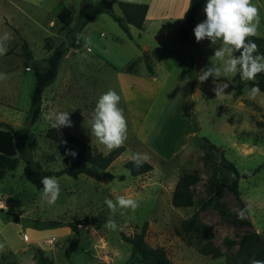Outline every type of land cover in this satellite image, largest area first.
Masks as SVG:
<instances>
[{"label":"rangeland","instance_id":"1","mask_svg":"<svg viewBox=\"0 0 264 264\" xmlns=\"http://www.w3.org/2000/svg\"><path fill=\"white\" fill-rule=\"evenodd\" d=\"M53 1L58 7L73 10L76 20L70 27H64L52 13L47 14L25 1L6 0L4 6L0 5V15L12 18L18 30L8 47L19 43L23 50L22 45L27 41L34 59L42 66H46L45 59L50 55L47 39L74 48L73 37L81 31L82 51L61 63L59 75L46 90L41 116L30 127L34 166L39 172L59 171L75 160L65 155L58 142L47 137L51 127L45 115L51 110L69 112L72 126L63 128L94 151L109 153L91 136L89 125L99 97L109 89L121 97L118 107L123 109L128 126L126 149L108 168L114 175L112 180L96 181L85 175L56 177L60 194L53 205L41 198L43 188L38 189L25 178V161L20 160L17 168L0 181V264H42L38 249L52 264H127L132 246L122 240V234L132 236L141 232L145 222L148 223L146 241L154 248L164 249L174 264H227V257L238 251L245 234L258 232L264 236V92L249 98L251 88L246 85L243 95L237 96L230 87L236 73L222 72L226 78L222 81L230 85L219 98L212 91V81L198 82L201 69L211 62L219 66L224 60L213 57L219 44L211 45L208 39L196 42L193 31L196 24L187 30L186 14L191 0L188 9L184 0L175 3L167 0L162 5L155 2L153 13L159 10L163 21L149 22L142 30L130 26L129 33L102 12L105 0ZM109 1L114 14L121 17L119 3L136 0ZM252 1L259 11L256 36L264 38V0ZM14 6L23 11L15 10ZM88 16L94 18L80 29ZM51 20L62 26L63 31L52 29ZM2 31L9 29L0 19V34ZM94 32H104V38L114 41L117 48L98 51L88 37ZM87 38L89 43L85 47ZM179 44L194 57L183 68L187 76L179 75L178 71L168 72L164 67L155 68L152 58L156 56V48ZM144 45L149 49H143ZM137 54L141 56L139 61L122 71L115 69L122 66L123 57L133 58ZM22 56L10 55L0 61V73L8 76L0 80V96L6 97L0 101V123L14 128L26 127L31 108L26 102L30 92L28 80L22 84L19 75L26 66L36 74L31 62ZM141 61L144 67L136 74ZM195 61H199L198 66L194 65ZM147 62L153 67L152 74ZM33 90L34 87L32 93ZM20 91V100H16ZM137 152L149 155L153 170L133 177L124 165ZM225 159L239 172L240 200L227 191L210 204L216 186L231 183L235 178L226 168ZM188 172L200 176V182L193 188L195 204L175 208L171 202L173 191L181 175ZM121 175H125V180H119ZM121 195L135 199L139 207L135 211H117L112 218L118 228L109 230L103 226L111 215L105 197L115 202ZM245 207L249 212L241 220L237 213ZM195 213H198V228L190 230L187 223ZM204 224L212 226L215 245L223 253L221 258L199 253ZM70 225H77L81 242L67 257L70 240L77 236Z\"/></svg>","mask_w":264,"mask_h":264},{"label":"trees","instance_id":"2","mask_svg":"<svg viewBox=\"0 0 264 264\" xmlns=\"http://www.w3.org/2000/svg\"><path fill=\"white\" fill-rule=\"evenodd\" d=\"M206 2L207 0H191L190 8L186 14L187 25H191L195 22L200 12L204 9ZM119 7L122 11L121 17L114 14L110 1L105 0L103 12L109 14L126 33H129L130 26H134L139 30L144 28V22L149 8L147 4L121 1ZM57 20L62 22L64 27H70L75 20L73 11L69 8L62 10L59 15H57ZM91 20L92 17L88 16L80 25V29H83ZM80 32L81 31H77L76 35L73 37V47L75 49H79L82 44V40L80 39L79 42H77L76 38L77 34H80ZM248 39L258 45V54L264 55V38L254 36ZM22 47L23 56L27 61L31 62L36 69V84L32 95L31 108L28 111L26 127L14 128L11 125L0 123V181H2L9 172L17 168L20 160L25 161V178L38 189L43 188L40 181L44 176L60 177L68 175L77 178L81 175H85L96 181L114 179V175L108 172V168L125 151V146L123 145L121 148L114 149L106 154L96 152L88 143L63 127L59 130L50 128L47 132V137L58 142L64 152L67 150H74L77 153L74 162L59 171L44 170L39 172L35 168L32 159L33 143L31 141L32 133L30 127L39 120L44 93L56 80L60 65L70 49L64 42L55 45L52 38L47 39L46 48L49 50L50 55L45 59L46 66H42L34 59L27 41H24ZM236 55H239V52H237ZM147 69L151 74L154 71L149 62H147ZM221 80L226 81V78L221 75ZM208 81H212V79L209 78ZM246 85L249 88L258 85L260 91L264 92V73L257 74L255 81L247 82L242 81L239 73H236L233 84H231L230 87L235 90L237 96H242L243 89ZM61 141H66L67 143H61ZM211 146L215 147L213 144ZM225 162L226 168L230 169L235 174V178L231 183H220L216 186L215 194L209 201L210 204L218 198H222L227 191L232 192L236 198L240 200V192L238 189L239 172L233 163L227 159H225ZM124 167L133 177L146 174L153 170V165L150 162L145 163L140 168H136L132 160L126 162ZM125 178V175H121L119 180L123 181ZM199 182L200 176L197 172L182 174L172 194L171 202L173 207L184 208L194 206L195 192L193 188ZM197 217L198 213H195L194 217L187 223V227L190 230L198 228ZM245 223L250 224L249 221ZM69 227L77 236L70 240V246L66 250L67 257H70L74 249L78 247L81 242L80 231L77 225H70ZM147 229L148 223L145 222L141 232L135 233L132 236L122 234V240L132 246L130 259L127 264H174L169 259L164 249L154 248L146 241ZM201 237L203 244L199 248L200 254L213 259H218L223 256L220 248L215 245L212 226L208 224L202 225ZM36 251L41 254L40 261L42 264H52L50 260L44 257L42 250L38 249ZM252 260L264 261V236L258 232H250L241 238L238 251L227 257V264H251Z\"/></svg>","mask_w":264,"mask_h":264},{"label":"clouds","instance_id":"3","mask_svg":"<svg viewBox=\"0 0 264 264\" xmlns=\"http://www.w3.org/2000/svg\"><path fill=\"white\" fill-rule=\"evenodd\" d=\"M204 12L206 19L197 24L193 30L196 42L208 39L211 45L219 44L213 57L224 62L219 66L211 62L210 66L201 69L197 80L203 84L211 78L214 85L212 91L216 98H219L225 95V89L230 85L221 80L222 72L225 75L239 73L241 80L245 82L255 81L257 74L264 73V55L258 54V45L248 39L257 34L259 11L252 0H207ZM80 36L81 34H77V42ZM12 39L11 32H4L0 36V56L8 52V43ZM88 43L86 39L85 47ZM237 52L239 55H236ZM7 78V74L0 73V80ZM259 93V86L254 85L249 90V98L254 99ZM120 100V95L115 90L109 89L99 97L89 120L91 136L104 145L107 152L121 148L127 140L128 126L123 109L118 107ZM45 119L52 129L59 130L62 127L72 126L69 112L51 110L45 115ZM61 143L67 142L61 141ZM65 155L75 158L77 153L74 150H67ZM149 159L147 153L140 152L133 153L131 157L136 168L142 167ZM40 182L43 186L41 198L49 205L55 204L60 194L58 179L55 176H44ZM104 203L111 215L103 226L113 231L118 228L116 221L112 218L117 211L121 209L135 211L139 207L138 201L123 195L118 196L115 202L105 197ZM248 212L247 207L240 209L237 213L238 218L246 219ZM251 264H264V261L252 260Z\"/></svg>","mask_w":264,"mask_h":264},{"label":"crops","instance_id":"4","mask_svg":"<svg viewBox=\"0 0 264 264\" xmlns=\"http://www.w3.org/2000/svg\"><path fill=\"white\" fill-rule=\"evenodd\" d=\"M5 1L6 0H0L1 7L4 6V4L6 3ZM21 1L22 2H24V1L28 2V3L32 4V5H34L35 7H38L43 12H46L47 14H51L52 13L54 16L59 15V13L62 10L66 9V7H64V6H62V7L56 6L54 4L53 0H47V1L46 0H20V2ZM60 1H62V0H59V2ZM166 1L167 0H154V1L150 0V1H146V2H141L140 0H136L135 2H130V3L147 4L148 5L149 8H148V12H147L146 19H145V22H144V28H146V26H147V24L149 22L155 21V22H158V23L160 22L161 23V21H163L164 17L162 16V13L159 10L154 11V13H153L152 9H153V4L155 5V2H156V5H158V4L162 5ZM171 1L173 3H175L178 0H171ZM188 1L189 0H184V7H186V9H188ZM252 3L254 4L253 1H252ZM53 4L55 5V8H54ZM14 7H15V10H18L20 12L23 11V9L21 7H18V6H14ZM101 11L102 10H100L99 13H101ZM73 14H74V12H73ZM74 17H75V15H74ZM91 17H92V19L94 18V16H91ZM0 19H1L2 23L5 24L8 27V29H9V31H2L0 36L3 35L4 32H11L12 34H15V32L18 31L17 29H15V26L13 25L12 18H9L10 19V21H9V19L5 15L1 14L0 15ZM205 19H206V14H205L204 9H203L200 12V14L198 15V17L196 18L195 22L193 24H191V25H187L188 26V27H186L187 30L189 31L190 30V26H195V24L197 26V24L203 22ZM75 20H76V17H75ZM75 20H74V22H75ZM49 26L52 29L56 28L57 29L56 31H63L62 30L63 27L62 26L59 27L57 25V22L54 21V20L50 21ZM129 32H131V31H129ZM104 36H105L104 32H100V33L94 32V34H90V35L88 34V37H90L89 39H91L93 41V43L98 48L97 49L98 51L102 52L105 49H107L108 47L117 48V44H115L114 41H110V40L104 38ZM87 40H88V38H87ZM82 43H83V41H82ZM58 44H60V43H58ZM58 44H55V45H58ZM20 45L21 44L16 43L15 46H14L15 48L14 47H12V48L8 47V52L5 55L0 56V61L2 59H5V57H9L10 55L22 56L23 55V50H20ZM29 48H30V46H29ZM142 48L143 49H149L148 45H144V46H142ZM69 49L70 50H69L68 54H66V56L64 57V59L62 61V64L66 60H68V58L72 59V58L76 57L77 54L80 53V51H82V48L74 50L75 48H72V46H70ZM72 50H74V53L71 52ZM155 54H156L155 58H152L154 60L155 68H158L160 70V68L164 67V69H166L168 72H176V71H178L179 75H181V76H187L188 73L186 71H184L183 68H184L185 64H187L188 62H190L191 60L194 59V57L191 54V52L181 48L180 44L177 45V46H165V45L164 46L163 45L158 46L156 48V50H155ZM140 57H139L138 54L136 56H134L133 58L132 57L131 58L128 57L127 59H125L123 57L122 61H124V62L122 64V66L120 68H115V69L117 71H122V69H125L130 63L135 62V61H139ZM197 63H199V61H195L194 65L198 66ZM143 67H144V62H142V61L138 62V68H139L138 70H139V72H137L136 74L140 73V70ZM29 69H31V67L30 66H26L25 71L20 73L19 80L20 79L22 80V84H23V82H25V79L28 80V87L30 89V92H29V95H28V99L26 98V102L28 103V105H31V100H32V95H33V93L31 92V89H32V87L35 88L36 74L32 73V70H29ZM127 74H129V73H127ZM58 75H59V73H58ZM222 76H224V75H222ZM45 93H46V91H45ZM45 93H44L43 101L45 100V97H46ZM20 96H21V91L19 93H17L16 100L17 99L20 100ZM5 98H6L5 96H0V101L5 99ZM16 100H15V102H17ZM16 106L18 108V104H16Z\"/></svg>","mask_w":264,"mask_h":264},{"label":"water","instance_id":"5","mask_svg":"<svg viewBox=\"0 0 264 264\" xmlns=\"http://www.w3.org/2000/svg\"><path fill=\"white\" fill-rule=\"evenodd\" d=\"M145 56H146V57H148V56H149V54H148V53H145Z\"/></svg>","mask_w":264,"mask_h":264}]
</instances>
